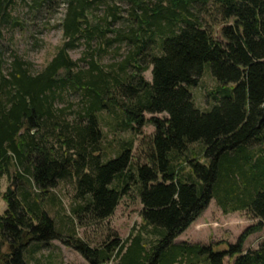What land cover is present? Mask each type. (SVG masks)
<instances>
[{"label":"trees","instance_id":"16d2710c","mask_svg":"<svg viewBox=\"0 0 264 264\" xmlns=\"http://www.w3.org/2000/svg\"><path fill=\"white\" fill-rule=\"evenodd\" d=\"M16 1L0 0V179L10 181L0 264H27L28 242L30 255L54 240L88 264H264V242L244 249L264 225V0H124L126 10L117 0H65L63 42L37 72L18 56L6 64L2 32L20 23ZM80 44L86 50L73 60ZM121 46L129 48L121 60L100 62ZM206 66L218 86L200 109L191 88ZM66 95L79 96L71 118L72 103L57 106ZM103 128L131 134L114 140L112 157ZM60 182L73 183L79 200L62 227L46 209H62L60 200L45 199ZM130 191L142 225L127 242L77 237L76 219L106 220ZM212 200L256 223L223 251L177 243Z\"/></svg>","mask_w":264,"mask_h":264},{"label":"rangeland","instance_id":"374dc122","mask_svg":"<svg viewBox=\"0 0 264 264\" xmlns=\"http://www.w3.org/2000/svg\"><path fill=\"white\" fill-rule=\"evenodd\" d=\"M36 1L42 0H18L13 4L11 15L17 18L20 23L16 26H5L1 41L5 50L6 64L12 60L13 56H18L22 60L29 62L32 70L35 72L40 71L50 61L56 53L57 48L63 42L60 23L66 6L65 0H44L40 4L41 6L36 7ZM115 4L121 10L128 9V4L124 0H117ZM103 8L101 6L99 10L102 12ZM101 12H98V14H101ZM120 16L126 18L127 14L124 11V13H120ZM125 24H127L125 19H121L114 24V28L123 27ZM219 30V26L213 28L216 38H219ZM110 36L112 35L108 37ZM113 48L110 49L111 51L108 54L101 55L100 62L102 64H111L121 60L129 49L128 47L121 46L119 55L115 56L112 51ZM84 50H86L84 45L80 44L76 49L71 50L69 55L73 60H77L83 55ZM80 65L83 66L84 64ZM143 76L146 80L150 81V70L146 71ZM217 86L218 83L212 78L209 67L206 66L197 85L191 88V95L195 105L200 109L209 108L212 103L210 93ZM78 99L79 96L77 95H66L61 101L57 102V106L63 107L72 103L69 113V117L71 118L73 116L72 112L80 107ZM102 116L107 117L106 113H103ZM149 117V115H146V118ZM153 130V127L149 125L144 126L141 132L149 135ZM104 132L108 134L106 140L103 142L104 146L108 148V157L114 155L111 149L115 148L116 141L114 140L129 139L131 137V134L126 132L114 135L106 128ZM108 141H112L111 145H108ZM192 147L193 150H198L196 145ZM137 160L139 159L135 152L133 161L136 162ZM9 185V179L6 177L0 179V215L7 209V204L2 200L1 194L6 191ZM49 194H54L60 200L62 209H58V206H46V209L50 211L56 223L62 227L68 222L66 218L71 215V208L79 204V200L74 196L75 187L73 183L60 182L56 188L46 194L45 199L49 198ZM141 208L138 198L130 191L129 196L121 199L113 215L106 220L95 222L87 217L80 220L76 219L74 225L75 233L77 237L89 242L92 246H99L101 243L115 238L120 239L122 242H127L142 225L140 217ZM58 217H62L65 221L58 220ZM255 223L256 221L251 220L245 212L222 213L215 201L212 200L201 215L179 236L176 242L193 245L210 244L216 251H223L227 248V245L235 244L240 235ZM263 242L264 225L261 230L249 235L244 249H255ZM33 243L28 242L25 247L27 251V264H88L79 253L64 246L57 240L48 242V245L39 248L36 252L29 255V251L34 247ZM35 248H38V246ZM12 250L13 246L7 242L2 248V253L8 254ZM231 263L232 259L225 258L224 264Z\"/></svg>","mask_w":264,"mask_h":264},{"label":"crops","instance_id":"0c3cea01","mask_svg":"<svg viewBox=\"0 0 264 264\" xmlns=\"http://www.w3.org/2000/svg\"><path fill=\"white\" fill-rule=\"evenodd\" d=\"M179 238V236L176 238V240L175 241H177V239Z\"/></svg>","mask_w":264,"mask_h":264}]
</instances>
